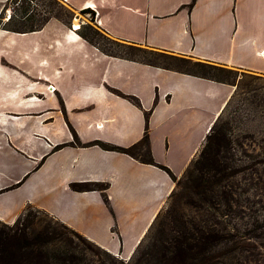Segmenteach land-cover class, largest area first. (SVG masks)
<instances>
[{"label": "crops", "instance_id": "0c3cea01", "mask_svg": "<svg viewBox=\"0 0 264 264\" xmlns=\"http://www.w3.org/2000/svg\"><path fill=\"white\" fill-rule=\"evenodd\" d=\"M57 1L66 19L0 29V222L30 204L126 260L175 183L152 164L87 144L131 146L149 111L150 155L178 178L233 87L105 54L81 24L121 44L264 76V0ZM72 182L108 184L107 205L99 190L73 191Z\"/></svg>", "mask_w": 264, "mask_h": 264}, {"label": "trees", "instance_id": "16d2710c", "mask_svg": "<svg viewBox=\"0 0 264 264\" xmlns=\"http://www.w3.org/2000/svg\"><path fill=\"white\" fill-rule=\"evenodd\" d=\"M84 12L92 13V11L87 9ZM45 20L36 25L33 23L26 25L23 23L11 24L12 17L9 15L6 22L0 25V29L17 33L36 31L41 28ZM77 29H80V27ZM80 35L91 42L83 32H80ZM121 45L127 46L126 48L130 51L138 50L144 52L135 45ZM101 50L103 51V49ZM148 51L151 55L160 54L174 60H180L184 64L189 63L193 67L204 68L206 72H229L225 71L224 66L221 65L200 61L191 62L186 58L172 57V55L157 53L153 50ZM103 52L108 55L119 56L120 58L137 60V62L154 65L155 67L172 69V67L156 64L154 61L147 59L138 60L131 56H122L107 51ZM172 70L203 77L208 80L223 82L231 86L236 85L235 81H224L212 75H206V73L197 74L186 69ZM114 92L139 107L136 97L121 94L118 90H114ZM227 102L216 119H214L208 134L204 137L199 152L180 175V179L182 178L185 182H180V179L177 180L165 165L153 161L150 155L147 135V117L149 111L144 112V133L140 140L131 146L118 147V145L104 143L100 140H94L87 144L97 145L103 150L129 155L135 158V160L152 164L164 170L169 174L174 183L181 184V186L183 184L182 189L184 192L189 191L191 195L197 198V202L193 199L190 200L191 205L194 204L199 211L196 216L187 217L179 211L175 203H171L173 196H177L173 189L168 195L166 203L158 210L143 237L138 241L128 261L123 262V260H115L111 253L101 249L97 244L84 238L81 233L56 220L53 216L47 214L46 211L27 204L13 223L4 224L0 222V264H225L222 258L224 252L218 249L229 242L234 244V234L225 231V228L220 226L219 221L207 217L203 204L206 202L212 203L211 199L218 196L224 201L225 192L221 188L224 187L227 180L236 171L235 168L229 165L225 156L229 147L227 132L223 124L218 125ZM73 143L75 145H83L74 134ZM135 152H137L138 156ZM107 185L100 182H72L68 187L70 190L82 192L99 190L104 203L107 205L108 199L103 192L107 188ZM218 203V201L215 202V204ZM151 230L155 231L152 238L149 235ZM87 249L93 252L94 258H91L89 263L88 261L84 263L85 257L83 251ZM97 254L106 256L108 261L102 260Z\"/></svg>", "mask_w": 264, "mask_h": 264}, {"label": "rangeland", "instance_id": "374dc122", "mask_svg": "<svg viewBox=\"0 0 264 264\" xmlns=\"http://www.w3.org/2000/svg\"><path fill=\"white\" fill-rule=\"evenodd\" d=\"M66 11L57 0H0V25L6 22L9 15L12 17L11 24L36 25L49 16L66 19ZM82 14L87 20L92 19L90 13ZM73 27L77 29L80 24L75 22ZM80 32L86 34L103 51L135 57L138 60L147 59L172 69L206 73L224 81H235L236 85L232 86V93L218 125L223 124L227 132L229 147L225 156L236 171L221 188L225 192L224 201L219 196L213 197L212 203L206 202L203 207L207 217L219 221L225 231L234 234V244L229 242L218 249L224 252L222 258L225 264H264V76L226 67L224 70L229 72H206L204 68L193 67L180 60L160 54L151 55L143 47L139 48L144 52L130 51L121 43H113L91 24H81ZM135 154L138 156L137 152ZM181 181L185 182L182 178ZM182 187L183 184L181 186L175 183L173 189L177 196H173L171 203H175L179 211L187 217L196 216L199 211L194 204L191 205L190 200H198L189 191L184 192ZM217 201L219 203L215 204ZM154 233V230L149 233L151 238ZM83 252L84 263H89L94 258L93 252L88 249ZM97 256L108 261L102 254ZM113 257L123 262H127L129 258L124 260L115 255Z\"/></svg>", "mask_w": 264, "mask_h": 264}, {"label": "bare ground", "instance_id": "6f19581e", "mask_svg": "<svg viewBox=\"0 0 264 264\" xmlns=\"http://www.w3.org/2000/svg\"><path fill=\"white\" fill-rule=\"evenodd\" d=\"M78 24V23H77ZM76 25V24H75ZM75 29V27H73Z\"/></svg>", "mask_w": 264, "mask_h": 264}]
</instances>
